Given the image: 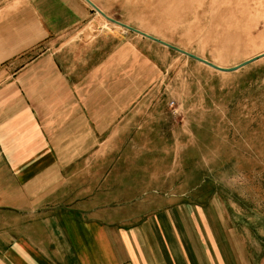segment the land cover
<instances>
[{"label": "crops", "instance_id": "obj_1", "mask_svg": "<svg viewBox=\"0 0 264 264\" xmlns=\"http://www.w3.org/2000/svg\"><path fill=\"white\" fill-rule=\"evenodd\" d=\"M53 4L0 12V264H264L232 174L163 135L160 62L130 37L60 49L92 15Z\"/></svg>", "mask_w": 264, "mask_h": 264}, {"label": "rangeland", "instance_id": "obj_2", "mask_svg": "<svg viewBox=\"0 0 264 264\" xmlns=\"http://www.w3.org/2000/svg\"><path fill=\"white\" fill-rule=\"evenodd\" d=\"M80 1L92 16L70 30L58 47L82 50L97 37L99 43L100 38L122 42L130 37L141 44L139 49L149 50L164 73L153 97L161 94L169 102L167 118L172 126L163 135L170 142L178 138L185 144L200 142V159L206 169L216 168L234 177L223 184L231 185L243 199L252 223L250 235L264 234L256 224H264V58L237 72L222 73L114 24ZM90 1L108 18L222 68L237 67L264 54V0ZM53 2L0 0V12L32 3L45 17L54 10ZM240 173L247 180L237 179Z\"/></svg>", "mask_w": 264, "mask_h": 264}, {"label": "water", "instance_id": "obj_3", "mask_svg": "<svg viewBox=\"0 0 264 264\" xmlns=\"http://www.w3.org/2000/svg\"><path fill=\"white\" fill-rule=\"evenodd\" d=\"M85 1L88 2L92 7H94V8L97 10V12H98L99 14H101V15L104 16L107 20L113 22L114 24H116V25H118V26H121V27H123V28H126V29H128V30H130V31H132V32H135V33H137V34H139V35H141V36H144V37H146V38H148V39H150V40H153V41H155V42H158V43H160V44H162V45H164V46H166V47H168V48H170V49H172V50H174V51H177V52H179V53H181V54H183V55H185V56H188L189 58H192V59H194V60H196V61H198V62H200V63H202V64H205V65H207V66L213 68L214 70L219 71V72H222V73H234V72H237V71H239V70H241V69H243V68H246V67H248L249 65H251V64H253V63L259 61L260 59L264 58V54H262V55H260V56H258V57H256V58H253V59H251V60H249V61H247V62H245V63H243V64H241V65H239V66H237V67L229 68V69L222 68V67L216 66L215 64H213V63H211V62H209V61H207V60H204V59L199 58V57H197V56H195V55H193V54H190V53H188V52H186V51H183V50L178 49V48H176V47H174V46H172V45H169V44H167V43H165V42H162V41H160V40H158V39H156V38H154V37H152V36H149V35H147V34H145V33H142V32H140V31H137V30L133 29V28H130L129 26H126V25H124V24H122V23H120V22H118V21L112 20V19L108 18V17H107V16H106L101 10H99V9H98V8H97V7H96V6H95L90 0H85Z\"/></svg>", "mask_w": 264, "mask_h": 264}]
</instances>
